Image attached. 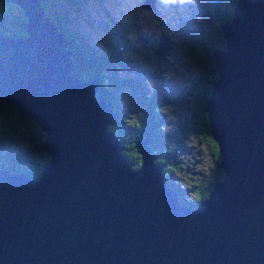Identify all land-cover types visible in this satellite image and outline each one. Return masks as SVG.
<instances>
[{"label": "water", "instance_id": "1", "mask_svg": "<svg viewBox=\"0 0 264 264\" xmlns=\"http://www.w3.org/2000/svg\"><path fill=\"white\" fill-rule=\"evenodd\" d=\"M2 1L22 10L26 35L0 34V100L40 127L48 158L35 179L0 170V264H264V0H236L217 25L202 110L222 175L190 205L163 180L148 134L137 168L121 155L112 104L95 77L77 78L40 0Z\"/></svg>", "mask_w": 264, "mask_h": 264}, {"label": "trees", "instance_id": "2", "mask_svg": "<svg viewBox=\"0 0 264 264\" xmlns=\"http://www.w3.org/2000/svg\"><path fill=\"white\" fill-rule=\"evenodd\" d=\"M81 1L40 0V3L47 16L57 25L66 39L67 48L72 52L77 78L85 80L89 76L95 77L98 85L96 97L112 104L113 120L107 126V130L119 141L121 154L131 164L132 169L137 168L140 156L134 145L142 141L145 134H148V147L155 156L154 161L163 166V180L176 192L179 202L190 205L206 198L214 181L221 178L222 171L218 166L219 157L216 145L208 133L206 114L202 109L205 105L204 101L208 98L210 92L211 81L216 80V75L210 72L214 66L211 51L223 45V38L217 25L220 21L230 19L231 10L236 0H213L215 11L210 8V3L207 0L205 11L211 14L216 25L215 39L212 40L211 38L213 41L211 42L210 38L201 36L199 28H197L198 43H190L184 49L183 57L192 68V76L187 82L186 88L183 89L181 98H183L185 103L192 104V106L189 113L183 116L185 120L182 121L178 116L171 129L166 128L169 126L166 125L169 117L168 113L163 118H159L156 115L160 113L164 103L155 102L151 97L150 90L144 96L148 98V108L144 120L138 118L130 120L127 113L119 115L117 105H123L124 101L121 98H112L108 93L109 77L113 79V84L120 82L116 77V73H118L116 69L121 71V68L119 69L117 65L118 63H123L129 53L128 51L121 52L124 46L121 42L124 43L125 35L131 29L136 14L134 13L128 18L126 24L120 28L118 36L114 37L109 45L105 48H94L87 41L80 38L73 28L66 26L65 23L67 11L73 10V8L76 9V6ZM63 2L69 4V6H65L68 10H64L63 5H61ZM155 2L157 0H154L153 9H155ZM222 6L224 10H220ZM24 24L25 18L22 10L12 2L0 0V34L8 37L24 36ZM145 38L148 39L147 43L151 42L153 48H147L151 50L153 57H155L153 49L157 45L155 41H158L159 33L155 36L154 43L148 36ZM203 40L208 41L207 45L203 44ZM141 43L145 44L142 40ZM169 56L162 59V63L166 62ZM108 67L111 72H108ZM107 93L108 95L106 96ZM172 102L176 104L175 100H172ZM189 131L194 132L199 144L207 147L208 154L211 157V164L203 179H193L186 186L192 194L191 198L187 200L183 198L180 192L182 190L180 184L183 181L179 179L172 182L169 173L179 171L178 155L181 150L186 149ZM43 138L44 134L36 123L27 117L19 115L14 107L0 100V170H5L9 173H23L32 179L38 178L40 169L48 158L41 146Z\"/></svg>", "mask_w": 264, "mask_h": 264}, {"label": "rangeland", "instance_id": "3", "mask_svg": "<svg viewBox=\"0 0 264 264\" xmlns=\"http://www.w3.org/2000/svg\"><path fill=\"white\" fill-rule=\"evenodd\" d=\"M208 1L210 8L215 11L214 1ZM141 3V0H82L73 10L65 7L69 6L67 2L61 5L64 10H68L65 16L66 26L73 28L80 38L94 48L109 45L128 18L136 14L124 43L121 42L124 45L121 52L129 53L126 60L122 59L123 63L117 65L121 68V71L116 69V77L120 82L113 84V79L109 77L108 93L110 97L124 101L123 105H117L119 115L127 113L130 120H144L148 108V98L144 96L150 90L155 102L164 103L160 113L156 115L163 118L168 113L166 125L169 126L166 128L171 129L178 116L182 121L185 120L183 116L189 113L192 106L181 98V93L192 76V68L183 57L184 49L190 43H198L197 28L201 36L214 40L216 25L211 14L205 11L207 0H157L155 9L150 8V11L139 9ZM220 10H224L223 6ZM158 33L167 35L172 47L171 55H168L164 63L161 58L153 57L151 50L147 48L150 47V42L141 43L147 36L154 43ZM207 43L208 41L203 40L204 45ZM109 71L111 72L110 68ZM172 100L176 104H167ZM187 141L186 149L181 150L178 155L179 171L170 172L169 177L172 182L179 179L183 181L180 192L184 199L189 200L192 194L186 186L193 179L204 178L209 170L211 157L207 147L199 144L193 131L188 132Z\"/></svg>", "mask_w": 264, "mask_h": 264}, {"label": "flooded vegetation", "instance_id": "4", "mask_svg": "<svg viewBox=\"0 0 264 264\" xmlns=\"http://www.w3.org/2000/svg\"><path fill=\"white\" fill-rule=\"evenodd\" d=\"M150 47H152V44H151V42H150ZM135 87V86H134ZM132 94H135V92L134 91H132ZM169 103H173L172 101L171 102H169ZM174 104V103H173Z\"/></svg>", "mask_w": 264, "mask_h": 264}, {"label": "bare ground", "instance_id": "5", "mask_svg": "<svg viewBox=\"0 0 264 264\" xmlns=\"http://www.w3.org/2000/svg\"><path fill=\"white\" fill-rule=\"evenodd\" d=\"M119 142V141H118ZM121 147V146H120ZM120 153H121V151H120ZM122 155V154H121ZM123 156V155H122ZM128 162V161H127Z\"/></svg>", "mask_w": 264, "mask_h": 264}, {"label": "clouds", "instance_id": "6", "mask_svg": "<svg viewBox=\"0 0 264 264\" xmlns=\"http://www.w3.org/2000/svg\"><path fill=\"white\" fill-rule=\"evenodd\" d=\"M182 2H184V0H182Z\"/></svg>", "mask_w": 264, "mask_h": 264}]
</instances>
